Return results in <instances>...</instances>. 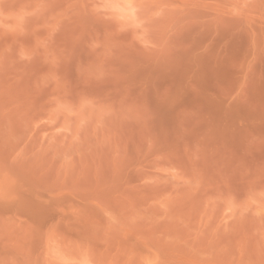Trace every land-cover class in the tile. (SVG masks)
Masks as SVG:
<instances>
[{"label": "rangeland", "instance_id": "374dc122", "mask_svg": "<svg viewBox=\"0 0 264 264\" xmlns=\"http://www.w3.org/2000/svg\"><path fill=\"white\" fill-rule=\"evenodd\" d=\"M0 264H264V0H0Z\"/></svg>", "mask_w": 264, "mask_h": 264}]
</instances>
